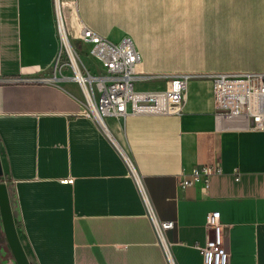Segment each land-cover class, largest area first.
<instances>
[{
  "label": "crops",
  "instance_id": "crops-1",
  "mask_svg": "<svg viewBox=\"0 0 264 264\" xmlns=\"http://www.w3.org/2000/svg\"><path fill=\"white\" fill-rule=\"evenodd\" d=\"M58 14L72 51L89 46L84 28L131 38L139 91L190 75L182 114L108 117L103 129L71 70L40 81L55 78ZM220 72H264V0H0V182L31 264H204L211 212L228 264H264V132L218 130ZM216 164L208 187L179 186ZM147 204L175 223L168 253ZM9 252L0 214V264H17Z\"/></svg>",
  "mask_w": 264,
  "mask_h": 264
},
{
  "label": "built area",
  "instance_id": "built-area-1",
  "mask_svg": "<svg viewBox=\"0 0 264 264\" xmlns=\"http://www.w3.org/2000/svg\"><path fill=\"white\" fill-rule=\"evenodd\" d=\"M62 27L63 21L58 14L60 37H62ZM80 41L89 45L90 55L102 65L104 72L93 73L91 69L83 64L82 66L75 49L77 61L73 59L61 38V47L55 65V78L40 81H55L59 73L69 68L73 73L72 79L83 88L86 100L84 113L93 118L103 129H106L104 120L108 117L182 114L188 99L190 75L174 76L168 81L167 88L164 90L139 91L135 88V83L142 56L131 38L126 37L114 43L91 29L84 28ZM65 56L68 58L66 59ZM211 76L218 130L264 132V72H220ZM14 81L22 80L15 79ZM25 81L32 82L33 80L26 79ZM221 173L222 168L219 164L196 167L179 179V186L186 188L195 184H203L208 187L210 177ZM147 207L159 240L168 253L164 233L173 229L175 223L154 219L148 204ZM206 229V245L199 247L203 254L204 264H228L230 253L225 244V227L220 213L211 212L207 215Z\"/></svg>",
  "mask_w": 264,
  "mask_h": 264
},
{
  "label": "water",
  "instance_id": "water-1",
  "mask_svg": "<svg viewBox=\"0 0 264 264\" xmlns=\"http://www.w3.org/2000/svg\"><path fill=\"white\" fill-rule=\"evenodd\" d=\"M4 175L1 156H0V178ZM0 214L3 223L4 233L17 264H31L23 244L20 240L15 217L11 205V198L8 185L0 182Z\"/></svg>",
  "mask_w": 264,
  "mask_h": 264
},
{
  "label": "rangeland",
  "instance_id": "rangeland-1",
  "mask_svg": "<svg viewBox=\"0 0 264 264\" xmlns=\"http://www.w3.org/2000/svg\"><path fill=\"white\" fill-rule=\"evenodd\" d=\"M62 36V35H61ZM62 38V37H61ZM68 40L70 41V39L68 38ZM62 41H63V44H64V46L66 47V45H65V41L63 40V38H62ZM70 43H71V41H70ZM72 44V43H71ZM72 47H73V45H72ZM73 49H75L76 50V52H77V54H78V56H80L81 58H82V61H83V63L85 64V65H88L92 70H95V71H98V70H100L101 68H100V63L95 59V58H93L91 55H90V47L89 46H83L82 47V49L81 48H79V49H77V48H74L73 47ZM66 57V59L68 58L67 56H65ZM66 61H68V60H66ZM81 65H82V63H81ZM83 66V65H82ZM69 69V68H68ZM69 71H70V69H69ZM5 176V173H4V175H3V177ZM2 177V178H3ZM2 178H0V179H2ZM13 257V255H12V252H11V250H10V252H9V258H12Z\"/></svg>",
  "mask_w": 264,
  "mask_h": 264
},
{
  "label": "bare ground",
  "instance_id": "bare-ground-1",
  "mask_svg": "<svg viewBox=\"0 0 264 264\" xmlns=\"http://www.w3.org/2000/svg\"><path fill=\"white\" fill-rule=\"evenodd\" d=\"M62 38H63V40H64L63 28H62ZM64 41H65V45H66V49H67L68 53L70 54V56H71L73 59L76 60V54H75L74 49H73V51H72V49L69 47L67 41H66V40H64ZM76 61H77V60H76Z\"/></svg>",
  "mask_w": 264,
  "mask_h": 264
},
{
  "label": "trees",
  "instance_id": "trees-1",
  "mask_svg": "<svg viewBox=\"0 0 264 264\" xmlns=\"http://www.w3.org/2000/svg\"><path fill=\"white\" fill-rule=\"evenodd\" d=\"M1 180V179H0Z\"/></svg>",
  "mask_w": 264,
  "mask_h": 264
}]
</instances>
